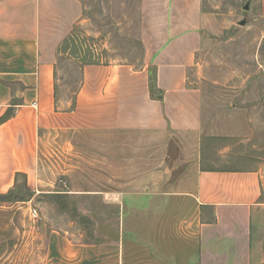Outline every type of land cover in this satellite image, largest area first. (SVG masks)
I'll use <instances>...</instances> for the list:
<instances>
[{
	"label": "crops",
	"instance_id": "0c3cea01",
	"mask_svg": "<svg viewBox=\"0 0 264 264\" xmlns=\"http://www.w3.org/2000/svg\"><path fill=\"white\" fill-rule=\"evenodd\" d=\"M202 1L142 0V65L88 63L64 102L56 69L84 17L82 0H0V118L8 116L0 123V194L24 178L37 193L101 199L121 222L114 237L93 241L50 230L47 264H127L137 220L151 264H264V165L200 162L202 95L189 71L202 42ZM172 143L174 164L150 166ZM176 166L184 170L174 179ZM49 170L76 174L77 185L56 190ZM164 197L192 202L178 232ZM192 242V263L178 260L175 252L188 254Z\"/></svg>",
	"mask_w": 264,
	"mask_h": 264
},
{
	"label": "rangeland",
	"instance_id": "374dc122",
	"mask_svg": "<svg viewBox=\"0 0 264 264\" xmlns=\"http://www.w3.org/2000/svg\"><path fill=\"white\" fill-rule=\"evenodd\" d=\"M141 1L82 0L84 17L58 59L59 99H73L82 69L90 62L142 65ZM246 3L249 9H245ZM241 20L246 23L241 25ZM201 32L196 63L189 71L190 85L202 95L201 166L229 167L236 158V164H245L247 159L250 165H264V0H203ZM226 147L228 151H223ZM177 150L172 143L169 156H150V166L163 159L166 165H173L179 156ZM176 167L174 179L184 170ZM44 175L47 181L55 182L56 190L68 189L70 181L77 185L76 174L49 170ZM24 181L21 178L12 192L0 199V264H47L46 235L52 229L68 231L85 241L107 239L120 231L117 212L101 199L37 193ZM162 201L178 232L182 214L192 202L178 197ZM32 208L38 211L36 218ZM141 229L137 220L134 230L139 241ZM139 241L127 246V264H151L154 260L148 259L146 245ZM168 242L175 246L170 238L163 243ZM189 249L188 254L176 251V258L192 263L195 242Z\"/></svg>",
	"mask_w": 264,
	"mask_h": 264
},
{
	"label": "trees",
	"instance_id": "16d2710c",
	"mask_svg": "<svg viewBox=\"0 0 264 264\" xmlns=\"http://www.w3.org/2000/svg\"><path fill=\"white\" fill-rule=\"evenodd\" d=\"M66 43V42H65ZM65 45V44H64ZM90 63H93V62H90ZM8 116L6 115L5 117H2V118H0V123L4 120V119H6ZM13 191V190H12ZM12 191H10L9 193H11ZM9 193H7V194H9ZM7 194H0V199L2 200V199H4L5 198V196L7 195Z\"/></svg>",
	"mask_w": 264,
	"mask_h": 264
},
{
	"label": "built area",
	"instance_id": "2783aa9c",
	"mask_svg": "<svg viewBox=\"0 0 264 264\" xmlns=\"http://www.w3.org/2000/svg\"><path fill=\"white\" fill-rule=\"evenodd\" d=\"M31 214H32V216H33L34 218H36V217L38 216V211H37V209H36V208H32V210H31Z\"/></svg>",
	"mask_w": 264,
	"mask_h": 264
},
{
	"label": "water",
	"instance_id": "95a60500",
	"mask_svg": "<svg viewBox=\"0 0 264 264\" xmlns=\"http://www.w3.org/2000/svg\"><path fill=\"white\" fill-rule=\"evenodd\" d=\"M245 9H249V3H246V5H245ZM245 23H246L245 20H241V21H240V24H241V25H244Z\"/></svg>",
	"mask_w": 264,
	"mask_h": 264
}]
</instances>
